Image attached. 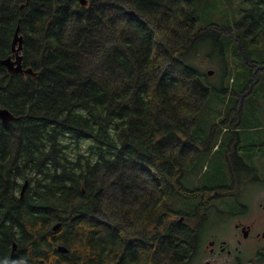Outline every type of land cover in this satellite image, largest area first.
<instances>
[{
  "label": "trees",
  "instance_id": "trees-1",
  "mask_svg": "<svg viewBox=\"0 0 264 264\" xmlns=\"http://www.w3.org/2000/svg\"><path fill=\"white\" fill-rule=\"evenodd\" d=\"M86 1L0 0V59L19 26L36 73L0 65V264H188L201 228L166 213L193 181L170 175L203 171L187 126L220 107L193 59L264 60V0L236 34L243 0Z\"/></svg>",
  "mask_w": 264,
  "mask_h": 264
},
{
  "label": "flooded vegetation",
  "instance_id": "flooded-vegetation-1",
  "mask_svg": "<svg viewBox=\"0 0 264 264\" xmlns=\"http://www.w3.org/2000/svg\"><path fill=\"white\" fill-rule=\"evenodd\" d=\"M243 1L237 4L234 34L243 31L237 24L248 7L261 6L263 0ZM218 60L219 82L206 87L216 94L229 91L233 103L227 108L229 99L222 112H210L214 118L208 124L187 126L189 148L181 152L177 147L175 153L184 154V162L205 166L200 173L170 175L193 182H173L183 187L186 212L172 199L167 219L201 228L188 264H264V109L245 112L243 107L246 97L264 86V60ZM242 71L249 75L247 83L236 76ZM230 72L235 75L227 86Z\"/></svg>",
  "mask_w": 264,
  "mask_h": 264
},
{
  "label": "rangeland",
  "instance_id": "rangeland-1",
  "mask_svg": "<svg viewBox=\"0 0 264 264\" xmlns=\"http://www.w3.org/2000/svg\"><path fill=\"white\" fill-rule=\"evenodd\" d=\"M220 57H221V55L219 53L211 52L209 47H203L202 46V49L199 52V54L197 56H195V58L193 59L194 64L199 68V70L202 73H205L206 80L208 83L216 84L219 82V79H220L222 72H223L221 65H219V63H218V61H219L218 58H220ZM227 57H228V55H227ZM208 70H213V74L208 75L207 74ZM231 77L232 76L229 77V75L227 76V80H226L227 86L232 84V82L230 81ZM228 80H229V82H228ZM230 95L231 94L229 91L224 92L222 94L215 95L213 100H214V102H216L218 104V106H220L219 110L214 111V110L207 109L204 112H222L223 108L225 107L224 104L226 102H228L230 99ZM250 96H253L254 100L251 103H248V101H245V104H246L245 112H250V111L260 112L261 110H263L264 109V86L263 85L258 86L255 89L254 94L250 95ZM223 102H225V103L223 104ZM256 104H258V107L250 108V106H254ZM262 123L264 124V122H262Z\"/></svg>",
  "mask_w": 264,
  "mask_h": 264
},
{
  "label": "water",
  "instance_id": "water-1",
  "mask_svg": "<svg viewBox=\"0 0 264 264\" xmlns=\"http://www.w3.org/2000/svg\"><path fill=\"white\" fill-rule=\"evenodd\" d=\"M82 5H86V0H80ZM25 4H22L20 7L22 8ZM12 53L14 56H7L5 58L0 59V65H3L7 68L9 73H21V74H30L35 76L36 73L33 72L31 68H24L22 66V50H23V37L20 34V27L17 26L14 32L12 45H11ZM208 75L213 74V70L207 71ZM15 116L8 110L7 108L0 107V120L2 123H10L14 120ZM28 185V180H25L22 187H21V195L24 193L26 187ZM60 224H56L55 228L59 227ZM16 249V244L13 243V250ZM56 249L60 252H67L68 249L63 245H58Z\"/></svg>",
  "mask_w": 264,
  "mask_h": 264
}]
</instances>
